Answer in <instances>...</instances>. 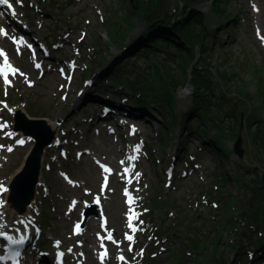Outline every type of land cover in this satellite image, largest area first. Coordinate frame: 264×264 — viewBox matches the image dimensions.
Wrapping results in <instances>:
<instances>
[{
	"label": "rangeland",
	"instance_id": "rangeland-1",
	"mask_svg": "<svg viewBox=\"0 0 264 264\" xmlns=\"http://www.w3.org/2000/svg\"><path fill=\"white\" fill-rule=\"evenodd\" d=\"M27 1H33L34 6H36L37 1L43 4V0ZM140 1L149 2L150 0ZM245 1L247 0H166L167 8L172 15L179 16L184 12L190 14L193 11L195 15H200V12H202L208 16L210 28H217L216 32H213L212 38L215 39V42H208L209 47L212 49L210 54L213 55V57L209 58L210 64L207 66L202 61L197 63L198 66H202L201 70H206V68L209 70L210 85L207 88L206 83L203 82V91L205 90L206 92V99L209 100V104L218 102V105H216L218 109L221 108L219 105L220 100L215 99L213 101L212 96L222 98L225 101L228 105L224 104L226 111L229 109L230 104H232V109H234L233 104H236L239 109L235 112L236 114H233L234 120L225 118L222 124L223 127L220 128L222 135L225 137L223 141L226 145V147L225 145L223 147V150H225L222 151L223 153L219 152L218 149L220 154L207 150L206 145L204 146L203 144L199 145L198 143L197 148L192 143H188L187 145L181 143L182 134L184 133L183 117L188 116V114L187 120L193 121L191 124L193 128L200 127L199 132L200 134L202 133L201 135L215 138L219 134V131L216 129L218 126L216 122L213 125H208L210 130L208 127H202V124L198 122L196 113L191 111L194 105L193 97L195 96L193 90L188 95L183 94V88H179L177 94L175 91L176 99L172 111H166L167 115L172 114L174 116L172 120L174 119L175 128H163L161 117H158V120H155L157 128L141 129V136L150 133L153 136V139L148 140V145L154 154L153 161L145 165L147 169L143 170L144 176H137V179L133 182V189L137 192V207L140 206L139 215L142 217L141 221H143V225L149 224L147 222L149 212L145 210L148 195L149 198L160 196L158 197L159 202H161L160 205H163L165 208H162V210L153 206V209H151V214L153 213L154 215V224H149L148 228L152 230L138 237L140 243V246H138L139 250L133 254L134 258L131 264H142L143 262H147V258L155 259L156 261L161 259L159 264H179L176 259L177 256L180 258L177 250L187 246L189 239L202 240L203 246L201 248L205 249V256L202 259L200 257V261L205 258L210 259L211 255H215L218 258V264H222V261L234 263L236 258H238L236 256V248L238 249L240 244L244 243L247 245V243L252 242L249 241L252 238L256 243L259 239L258 235L261 234L260 231L254 228L251 231L250 224L241 218V214L242 210L250 203L252 196L251 187L255 186V184H252L253 178L257 180L258 175L264 173V37L254 35L252 22L248 19L245 22L240 21L231 26L229 24L223 25L224 20L234 19L232 17L236 12L245 13L246 17L251 14L249 6L244 4ZM62 2V0H55L50 7V11L53 12L54 10L56 12L55 15H59V19L61 18V20H57L58 18L51 14L45 16V25L40 28V33L43 36L49 35L55 29L59 30L58 33L63 35L64 32L68 31L74 35L73 42H76L79 35H81V31L88 28L86 30L88 31V36L80 44L85 46L83 60L88 62V64L91 63L89 57L94 50V57L99 58L95 60L98 61V66L103 62H108L107 65L111 66L114 59L125 55L124 50L119 49L122 46L129 47L131 53L130 59H135L138 51L144 52L146 50V46L142 45L143 43L140 44L139 50L136 53L132 50L135 47L133 45L140 43V39L147 31L145 21L136 22L138 18V12L135 7L136 0H69L61 8L60 4ZM260 3L264 5V0H260ZM187 6H189L188 9ZM45 7H48V3L47 5L45 4ZM98 9H104L105 24H100V19L96 17V10ZM217 9L221 10L218 12V15H215L214 11ZM41 17L39 18L41 19ZM246 17L244 18L246 19ZM88 19L91 20V25L89 26L85 24V21ZM114 22L117 25H121V30L125 31V37L123 39L118 38L115 44L112 43L113 40L110 39L108 34L113 33ZM261 22L264 26V6ZM129 23L134 24V27L129 26ZM37 30H39V27ZM156 36L159 38L160 35ZM170 51L173 52L171 54L174 57V53L178 50L170 49ZM178 57L180 56L174 58ZM197 57L198 59L200 57L198 51ZM149 59L150 61H148ZM17 63L22 68H25V66L29 67L26 75L27 78H19L15 89L0 86V96L2 99L6 100L11 106L23 105L19 102L34 105V110H28L32 117L49 118L51 121L61 118L77 97V92L68 93L65 91L68 95L62 98L61 85H65L66 82L57 76L52 78L47 77L49 71L47 67L50 61H45L42 70L38 72L33 69L32 62L27 57L23 59L17 58ZM139 63L140 67L135 65V69L137 74L140 73V75L143 72L148 73L147 66L150 64L151 66H155L161 73L164 72L166 78L176 76L175 78L179 79L182 76V72H180L176 61H173L169 58V55H164V53H152L147 61L143 60ZM149 71L152 72V69H149ZM41 72L45 74L43 78H40ZM94 72H97V70ZM227 73L235 76V79L228 83L223 82L221 79ZM133 76L135 77L136 74L131 76V80ZM137 81L140 80L137 79ZM28 84H30V87H27ZM126 84L129 86L128 81H126ZM138 91L141 90L137 89L136 92ZM154 98L153 94H149L144 101L151 100V104L155 107ZM19 99L22 100L20 101ZM3 107V104H1L0 108L2 109ZM246 107L252 110V115L249 118L250 123H254L255 119L258 118L263 120L261 123L263 131H258L259 128L257 126L260 125V122H257L251 129L258 139H254L251 132L250 134L248 131L243 132L246 156L243 160L244 165H241L237 156L232 152L233 144L229 142L233 140V137L227 132L229 130L237 132L239 126V118L237 117L240 115L241 110ZM198 109L200 110V108ZM248 109L247 112H249ZM193 114L196 116L190 120ZM74 118L77 119H73L74 123L69 126L71 132H73L76 124L81 122V117ZM8 119L10 120L9 117ZM160 128L161 132H158ZM201 129L202 131H200ZM204 129L205 131L209 130L210 133L204 132ZM212 129L215 131L211 132ZM164 131L167 135L166 138L164 137V133L162 137V132ZM188 135V132L185 133L183 139L186 140ZM78 141L79 138L76 139V142ZM110 143L116 144L115 138H112ZM110 143L103 145L98 141H90L89 143L84 142L83 146L94 149L96 158H102L105 162L117 166L120 158L119 154L108 155V151L106 150L113 149L109 146ZM129 143L132 145L134 142L126 139L125 142L119 143V147L122 148L125 145H129ZM74 148L79 149L80 147L74 146ZM185 149L190 152L188 159L180 166L176 164L177 168L174 179H168L165 182L162 167L158 163L167 160L170 153L172 156L179 158ZM175 150L177 151L174 152ZM215 150L217 151V149ZM29 151L30 147L17 149L14 153H9L7 149L2 150L4 164L0 169V183L6 184L10 176H14L20 171L19 169ZM198 155L199 157H197ZM87 157L82 156V161L79 163L73 154L72 158L75 160L69 161L70 158L66 160L62 159L61 164H59L67 168L72 178L83 181L85 183L84 189L80 190V192L71 191L68 186L60 181L62 186L50 188L52 192L50 196L44 194L48 196V199L46 198L47 201L44 200L42 194L41 196L39 195L40 203L43 204L46 231L52 225L58 226L59 229H56V235L67 242L72 239L70 228L78 216L73 215L72 217H65L63 219L61 218V213L65 211L70 200L77 199L78 195L85 197L86 187L98 190V185L103 177L100 169L93 164L90 157ZM189 159H191V163L188 164ZM195 168L196 171L191 172ZM187 170L189 174L185 175ZM42 178L44 180L50 179L52 182L55 179L58 180L56 171L55 173L43 171ZM112 188L113 193L107 195L108 198H112V201L109 202L108 211L113 225L118 227L122 226L124 222L121 216L124 206L116 184L113 183ZM123 189L124 187H122ZM233 197L237 198V202L230 204ZM86 202L89 204L91 198ZM251 211L252 209L247 214ZM45 215L47 216L45 217ZM237 219L238 221H236ZM260 228L262 229V227ZM142 229L145 230L144 227ZM243 230L247 231L246 239L243 238ZM52 231L54 230L52 229ZM96 232H98V227L94 229L92 234L93 240ZM167 234H172V237L167 236ZM256 244L247 245L246 250H248V253L241 256L242 259L256 256L253 252H257L256 248L261 247L260 245L256 246ZM71 245L74 246V244ZM185 252L186 264H198L196 262L198 254L191 253L189 250ZM88 264H93V262L90 260Z\"/></svg>",
	"mask_w": 264,
	"mask_h": 264
},
{
	"label": "trees",
	"instance_id": "trees-1",
	"mask_svg": "<svg viewBox=\"0 0 264 264\" xmlns=\"http://www.w3.org/2000/svg\"><path fill=\"white\" fill-rule=\"evenodd\" d=\"M137 12H138V18L136 22L145 21L147 24V31L144 33V36L141 40L145 44L146 50L143 53L140 54V59L147 61V59L152 55V53H164L165 55H169V58L173 61H176L180 72H182V76H180L179 79H176V76H169L165 77V73H161L160 71H157L153 76V80H148V83L146 82L143 77H140V83L139 82H133L131 83L132 86L136 89H140L144 96L147 97L149 94H153L155 96V103L158 105V107L161 109L162 113L164 114L165 118V124L168 128H172L175 126L174 116L167 115L166 111H172V108L174 106L175 102V91L183 86L188 79V72L189 67L193 64V62L196 60V53L197 51L201 55L202 63L206 64L207 66L209 63V58L213 57L210 52L212 49L209 47V39L213 38L212 36V29H210L209 20L207 16L201 14L200 16L195 18L188 19V15H185L179 19H174L172 14L167 10V4L166 0H150L149 2H143L140 0H136L135 3ZM221 9H217L214 11L215 15H218V12ZM194 21L193 23H191ZM134 23V22H133ZM131 27H134V24L129 23ZM121 25L113 23V33L109 34L110 39H112V43L115 44L118 38L123 39L125 37V31L123 32L121 30ZM150 35V36H149ZM155 35V36H154ZM156 35H160L159 38L156 37ZM159 39V40H158ZM213 42H215V39H211ZM173 45V46H172ZM170 49H177L178 51L174 53V57L180 56L178 58L172 57L173 53L170 51ZM140 60V61H141ZM140 61L137 60V63ZM150 61V59L148 60ZM133 65H128L129 67L125 68L123 71L125 74H120V77L123 78L124 75H129L135 70V67ZM155 67V66H154ZM149 69V66H148ZM208 74V70L206 71ZM206 74V76H207ZM201 74L200 72H195L194 74V85L197 86V89H200L199 85L201 81ZM223 82H231L235 79V76H232L231 74L227 73V75H224V77L221 78ZM205 83L209 80L204 78ZM210 85V84H209ZM201 90V89H200ZM201 93V92H200ZM199 92H196V96L194 100L197 102V98L199 97ZM228 106V105H227ZM228 107L229 109L225 112L229 113L228 115H232L234 112H231L232 110L235 111L236 107L233 106L234 109ZM193 112H196L197 115L202 117V113L200 110H198L197 107L191 108ZM220 119V118H217ZM204 121V120H203ZM205 122V121H204ZM183 125H187L186 121L184 120ZM219 131V126H217ZM166 136V134H165ZM254 136V135H252ZM222 133L219 131L218 136L216 137V140L220 143V147L223 148L222 144ZM238 175H240L238 173ZM259 183V180H252V184H255V186L251 187V192L253 194L254 190L257 188V185ZM260 202L256 205L257 202ZM154 205L157 208H165L163 205H160L161 202L155 197ZM237 202V198L233 197L230 204H235ZM162 206V207H161ZM253 207L254 211L249 215V221L250 224H256L259 227L264 226V193L259 192L254 195L253 197ZM247 209V207H246ZM249 209V204H248ZM247 209V210H248ZM246 210V211H247ZM244 212V210H243ZM242 217V214H241ZM236 225V224H235ZM243 238L246 239V233L247 231L244 230L243 232ZM244 239V241H245ZM189 244L187 246H183L184 248L177 250L180 258L177 256V262L179 264H186L185 262V256H186V250L191 251V253L198 254L197 256V263L198 264H218V258L215 257V255H211L210 259H201L205 256L203 248V242L200 239H189ZM242 245V246H241ZM245 244L242 243L239 245L237 250V255L239 260L241 255L245 251ZM210 262V263H208ZM241 263V262H240ZM222 264H238L234 261L233 262H225L222 261Z\"/></svg>",
	"mask_w": 264,
	"mask_h": 264
},
{
	"label": "water",
	"instance_id": "water-1",
	"mask_svg": "<svg viewBox=\"0 0 264 264\" xmlns=\"http://www.w3.org/2000/svg\"><path fill=\"white\" fill-rule=\"evenodd\" d=\"M242 114V119H243ZM26 124L29 125V128L24 130L25 134L31 136L36 140V146L34 150L27 158L26 163L22 170L17 174L14 179L13 184L11 185L10 190V202L19 203L20 211L24 212L26 206L31 203V200L34 198L36 191V186L39 181L40 166H41V155L45 148L49 146L53 139L54 134L50 132L47 123L43 120H26L22 117ZM243 139L240 134L236 145L235 152L240 157L243 158L244 149L242 148Z\"/></svg>",
	"mask_w": 264,
	"mask_h": 264
},
{
	"label": "snow or ice",
	"instance_id": "snow-or-ice-1",
	"mask_svg": "<svg viewBox=\"0 0 264 264\" xmlns=\"http://www.w3.org/2000/svg\"><path fill=\"white\" fill-rule=\"evenodd\" d=\"M22 0H17V3H21ZM0 4H5L7 5L9 8H12V5L9 3V0H0ZM0 15H2V13H0ZM16 13L15 11L13 10V16H15ZM0 32H3L5 35H7V32L4 30V29H0ZM0 55H4V53L2 52V50H0ZM37 67H40V65H37ZM11 68V65H9L8 63V59H7V56L5 55L4 56V66L3 67H0V74H3L4 76V81L5 83H8V71L7 69ZM18 70L16 69H12V73L15 74ZM6 107V105H5ZM3 127H6V125H0V128H3ZM19 144L23 145L25 143L24 140H18L17 141ZM3 146H0V148H2ZM9 152L13 151V149L11 148H8L7 149ZM123 163V162H122ZM125 171H130L129 169H125ZM131 182V181H129ZM4 191H7V188L3 186L2 183H0V192H4ZM126 195H128V193L126 192ZM97 202H99V198H97ZM133 201H129V203L131 204ZM141 224H143V221L140 222ZM129 227L132 228V231L135 232L137 231V229L135 227L132 226L131 224V218H130V222H129ZM77 228H79V225H77ZM0 235H5L4 232H0ZM7 239L11 240V237H7ZM108 239L111 240L112 239V236L109 235L108 236ZM126 239L129 240V241H132L134 238L132 236H126ZM25 241L23 239L19 240V241H13V243H16V244H23ZM130 251L132 250L131 248L129 249ZM142 254V253H141ZM17 257H19V252L16 253ZM63 255V253H61V256ZM106 255V253H105ZM0 259H4L3 257H0ZM101 259L103 260L104 259V256L101 257Z\"/></svg>",
	"mask_w": 264,
	"mask_h": 264
},
{
	"label": "bare ground",
	"instance_id": "bare-ground-1",
	"mask_svg": "<svg viewBox=\"0 0 264 264\" xmlns=\"http://www.w3.org/2000/svg\"><path fill=\"white\" fill-rule=\"evenodd\" d=\"M36 10L38 11V10H40V9H38V8H36ZM31 33H28V34H33L34 35V31H30ZM189 90V91H188ZM189 92H190V88H188L185 92H184V94H189ZM133 112L135 111V110H132ZM21 113H23V112H21ZM23 114H26V113H23ZM27 116V115H26ZM109 125V123L107 124V126ZM47 126L51 129V131L55 134V136H56V134H57V130H58V127H57V125H56V121H47ZM113 127V125H109L108 127H107V130L109 131L111 128ZM101 142H104V141H101ZM44 158H45V156L43 155L42 156V159H41V161H43L44 160ZM124 183H120V185H123ZM13 206H15V207H13ZM11 207H13V208H16L17 207V203H14V202H12V206ZM13 208H11L12 209V211H14V209ZM26 210H28V209H26ZM90 222V220L88 221V223Z\"/></svg>",
	"mask_w": 264,
	"mask_h": 264
}]
</instances>
